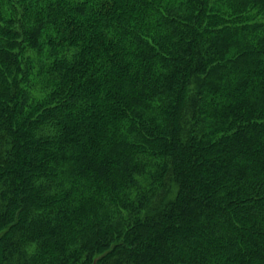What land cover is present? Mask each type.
Instances as JSON below:
<instances>
[{
    "label": "trees",
    "instance_id": "trees-1",
    "mask_svg": "<svg viewBox=\"0 0 264 264\" xmlns=\"http://www.w3.org/2000/svg\"><path fill=\"white\" fill-rule=\"evenodd\" d=\"M0 264H264V0H0Z\"/></svg>",
    "mask_w": 264,
    "mask_h": 264
}]
</instances>
